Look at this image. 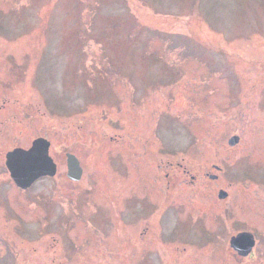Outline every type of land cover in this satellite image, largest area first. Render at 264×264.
I'll use <instances>...</instances> for the list:
<instances>
[{
  "label": "rangeland",
  "instance_id": "374dc122",
  "mask_svg": "<svg viewBox=\"0 0 264 264\" xmlns=\"http://www.w3.org/2000/svg\"><path fill=\"white\" fill-rule=\"evenodd\" d=\"M131 84L146 86L136 104L123 99ZM154 102L191 112L185 121L162 119V168L153 165L162 183H152L166 198L158 208L141 206L150 155L137 138L136 151L112 152L127 163L113 170L106 164L111 135L126 137L116 121L124 109L135 136L139 115ZM118 106L122 114L109 113ZM11 107L23 121L16 135L33 128L51 140L57 174L33 190L58 198L51 230L81 235L84 263L94 264V256L95 263L125 264L116 258L118 245L109 254L106 223L142 214L161 236L156 250L164 258L174 250L177 264L252 263L248 254L239 261L230 236L248 228L264 241V0H0V118L10 117ZM67 151L84 166L74 190L62 183L69 180ZM223 208L221 231L208 236L197 213ZM75 218L79 231L70 228Z\"/></svg>",
  "mask_w": 264,
  "mask_h": 264
},
{
  "label": "flooded vegetation",
  "instance_id": "af4514ba",
  "mask_svg": "<svg viewBox=\"0 0 264 264\" xmlns=\"http://www.w3.org/2000/svg\"><path fill=\"white\" fill-rule=\"evenodd\" d=\"M134 85L135 84L130 85V89L127 93L123 94V99H135L133 104H136L140 101L141 97L145 98V96H141V94L146 86L142 87L143 89H138L135 88ZM130 91L132 92V95L129 93ZM121 102L125 105V103L128 104L129 101L126 102L121 100ZM162 106V102H154L148 110H146V108L143 110L142 115H139L138 117V131H136V128L134 130L136 131L135 136L131 127L132 119L130 109H127V107L124 109V116L121 112L125 106L120 107L119 109L118 107L108 108L109 113H111L112 110V113L116 112L115 115H118V113L122 114L123 118L121 119L120 117V119H117L116 121L120 120V123L118 124L122 127L121 130L126 129L124 133L126 136L125 139L120 138L121 136H119V133L121 135L122 131H119L118 134L114 133V135H111L110 140L106 143V164L109 167L108 169L113 170L116 169L115 166H119L122 162L127 163L123 154L120 152L113 154L112 152L120 148L123 150L136 151L134 148V142L131 143L132 137L137 138L136 140L138 141L136 142L139 144V150L142 151L143 155H150L147 176L143 182L144 192L141 196V199L143 200L141 206L144 205L146 207L148 205L158 208L159 204L163 203L166 198L162 197L164 192L161 189H155L154 184L152 183V180L154 183H162L161 176L158 177V174L156 175V170H154L153 167V165H155L158 169L162 168V119L176 118L185 121V119L188 117L190 118L191 115V112L177 113L174 112L173 107L166 106L165 109H163ZM147 111H149L148 114H146ZM21 114L28 115L30 113L29 111H26ZM9 116L10 117L0 118V187H4V189H6L4 192L6 195H0V264H86L82 261V254L78 249L81 245L78 236L81 235L74 234L73 238L71 237L73 235L66 238L63 233L58 230V228L51 230V222L56 219L52 211L60 209V206L58 207L56 202L58 198L54 194L49 195L46 192L34 193L33 189L35 184L24 190L20 188L11 178L10 172L6 166V154L16 147L29 148L36 137L44 135L34 136L33 128L26 133L22 130L19 135H16L14 127L21 124L20 121H22V118L18 117L17 112L14 114L12 107L10 109ZM108 117H110V115ZM62 123H64V120H62ZM143 123L145 128L140 126ZM96 124L98 125L99 123L97 122ZM96 124L94 125L95 127ZM11 125L13 128H11ZM29 125L33 126L31 120H29ZM20 128H23V126ZM77 128L81 129L82 127L78 126ZM130 134L133 136H130ZM120 145L122 147H119ZM68 152H72L78 156L77 153L73 151H67L66 154H68ZM54 155L53 156L58 164L56 159L57 154L54 153ZM168 160L170 164L173 163L170 159ZM237 160H239V158L236 159V161ZM214 168L219 170L216 165H214ZM173 171L174 170H172V174H174ZM166 176L168 177L167 181L170 183V176L168 172H166ZM80 182L81 180L73 181L69 179L62 183L65 184L64 186L66 188L69 187L70 189H73L80 187L77 185ZM159 185L162 187L161 184ZM79 189L80 188L77 190ZM160 191L162 193L158 195V192ZM165 193L168 194L167 192ZM189 202L191 203L192 201ZM106 205L111 206L112 211H114L115 208L112 202L109 201ZM107 208L110 209V207ZM225 214L226 208H223V210L218 213L199 211L196 215V221L201 224L203 230L206 228L208 236L216 238L215 235L217 232L221 231L222 224L226 219ZM78 221L79 220L75 218L74 221L70 223V228L77 231L82 229ZM127 221L123 220L122 217L116 220H113L111 217L106 223V226L109 225L106 228L109 232V237H107L110 243L109 254H113V247L118 245L117 252L120 257L116 258H119V260L125 264H161L162 260L163 264H177L173 258V255L175 254L174 250L169 251L170 258H168V256L165 258L163 257L161 248L158 251L156 250L161 236L156 233L155 227L152 228L153 224H146V216L143 214L138 215V217L132 221L127 218ZM116 228L118 230V236L119 234L123 235L122 239H120L117 235H114ZM147 230H150V232H147ZM243 230H248V228H243L237 230L236 232ZM261 239V236H256L255 246L247 256L253 257L251 260L252 263L250 262L251 264H259L260 261H264V241H261ZM90 240L91 238L89 236L85 238V241ZM88 249L93 250L91 244ZM210 250L212 254L215 253L214 248ZM235 254L237 255L239 261L241 260V263L244 261V258H247L246 256L237 254L236 251ZM95 259L97 258L93 256L89 262L100 264V261L95 263ZM180 264L187 263L184 261Z\"/></svg>",
  "mask_w": 264,
  "mask_h": 264
},
{
  "label": "water",
  "instance_id": "95a60500",
  "mask_svg": "<svg viewBox=\"0 0 264 264\" xmlns=\"http://www.w3.org/2000/svg\"><path fill=\"white\" fill-rule=\"evenodd\" d=\"M238 141L237 136L230 139V144L234 145ZM51 142L38 137L34 140L29 149L22 147L15 148L7 153L6 164L10 170L11 177L22 188L30 187L38 178L42 176H54L57 173V163L50 154ZM68 177L72 180H80L83 169L79 159L68 153ZM216 178V176H212ZM228 192L220 191V198L227 197ZM231 246L241 255H247L255 245V238L252 232L243 231L231 237Z\"/></svg>",
  "mask_w": 264,
  "mask_h": 264
}]
</instances>
